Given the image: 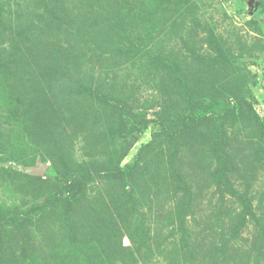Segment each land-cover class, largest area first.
<instances>
[{"label":"rangeland","instance_id":"obj_1","mask_svg":"<svg viewBox=\"0 0 264 264\" xmlns=\"http://www.w3.org/2000/svg\"><path fill=\"white\" fill-rule=\"evenodd\" d=\"M0 264H264V0H0Z\"/></svg>","mask_w":264,"mask_h":264},{"label":"water","instance_id":"obj_2","mask_svg":"<svg viewBox=\"0 0 264 264\" xmlns=\"http://www.w3.org/2000/svg\"><path fill=\"white\" fill-rule=\"evenodd\" d=\"M254 9H257L258 8V6H259V4L258 3H254ZM43 167H41V168H33V169H31L30 171L32 172V173H35V174H41L42 172H43Z\"/></svg>","mask_w":264,"mask_h":264}]
</instances>
